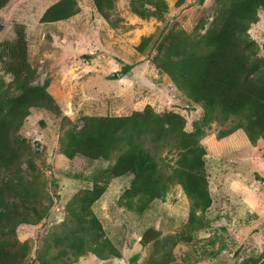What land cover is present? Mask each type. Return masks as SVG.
Returning a JSON list of instances; mask_svg holds the SVG:
<instances>
[{
	"label": "trees",
	"instance_id": "obj_1",
	"mask_svg": "<svg viewBox=\"0 0 264 264\" xmlns=\"http://www.w3.org/2000/svg\"><path fill=\"white\" fill-rule=\"evenodd\" d=\"M91 1L108 19L114 0ZM7 2L0 0V8ZM181 2L175 0L176 5ZM166 9V0H130V10L143 18L162 19ZM258 10L264 13V0H214L205 27L201 16L190 30L171 24L159 36L142 35L135 44L142 51L152 41L150 61L186 99L200 105L201 112L189 129L178 111H156L148 103L126 114H81L79 122L71 120L60 113L46 88L48 80L34 81L35 67L27 59L23 27L14 25V38L4 43L0 54L3 69L10 74L7 81L0 75V264H69L87 252L99 259L119 256L91 209L110 178L119 175H129V180L117 203L136 212L151 200L163 198L171 184H180L189 199L186 234L172 243L187 240L189 232L207 225L203 212L211 197L200 137L211 122L219 125L217 138L237 128L253 144L264 135V51H259L248 32ZM77 11L76 0H54L42 10L39 21L66 19ZM130 67L131 63H125L122 71ZM31 108L59 115L57 148L65 157L78 154L112 160L85 177L90 185L65 202L59 231L43 235L32 257L30 240L18 239L16 227L45 217L52 198L37 162L41 153L19 133ZM162 149L173 157L165 158ZM51 246H58L57 250L49 252ZM154 260L174 264L168 253ZM235 264H264V246L258 255L242 257Z\"/></svg>",
	"mask_w": 264,
	"mask_h": 264
},
{
	"label": "rangeland",
	"instance_id": "obj_2",
	"mask_svg": "<svg viewBox=\"0 0 264 264\" xmlns=\"http://www.w3.org/2000/svg\"><path fill=\"white\" fill-rule=\"evenodd\" d=\"M53 1L8 0L0 8V54L5 50L4 43L14 38V25L21 24L27 59L35 67L34 81L48 80L46 88L61 114L79 122L81 114H126L148 103L156 111H178L185 118V128H190L201 112L200 105L186 99L153 65L149 58L154 51L152 41L142 51L136 50L135 44L142 35L159 36L171 24L190 30L201 16L205 27L214 0H182L177 5L175 0H166L162 19L140 17L130 10V0H114L105 19L91 0H76L78 11L68 18L39 21L42 10ZM257 13L258 19L248 32L263 52L264 13ZM2 60L0 55V75L7 81L10 74L3 69ZM125 63H131V67L123 72ZM59 121V115L44 108H31L19 128V133L41 153L37 162L52 198L45 217L35 224L20 223L16 227L18 239L30 240L31 257L43 235L59 231L65 202L75 191L90 185L85 177L112 161L78 154L65 157L57 148ZM218 127L217 122H211L199 139L205 148L211 197L203 212L207 225L189 232L187 240L172 243L186 234L189 199L180 184H171L163 198L151 200L136 212L117 203L129 175L115 176L91 203V209L120 255L100 260L87 252L69 264H157L154 259L161 253H168L174 264H235L242 257L258 255L264 246V135L253 144L237 128L217 138ZM160 153L165 158L173 157L166 149ZM147 226L159 229L160 234L142 243L139 236ZM57 247L51 246L49 252Z\"/></svg>",
	"mask_w": 264,
	"mask_h": 264
},
{
	"label": "water",
	"instance_id": "obj_3",
	"mask_svg": "<svg viewBox=\"0 0 264 264\" xmlns=\"http://www.w3.org/2000/svg\"><path fill=\"white\" fill-rule=\"evenodd\" d=\"M3 25V23L0 22V27ZM111 76H114L115 73L111 72ZM160 234L159 229L152 227V226H147L145 227L139 236V241L142 243H147L149 240L155 239L158 235Z\"/></svg>",
	"mask_w": 264,
	"mask_h": 264
},
{
	"label": "crops",
	"instance_id": "obj_4",
	"mask_svg": "<svg viewBox=\"0 0 264 264\" xmlns=\"http://www.w3.org/2000/svg\"><path fill=\"white\" fill-rule=\"evenodd\" d=\"M22 240H23V239H22ZM82 256H85V255H82ZM82 256H81V257H82ZM100 260H102V259H100Z\"/></svg>",
	"mask_w": 264,
	"mask_h": 264
}]
</instances>
